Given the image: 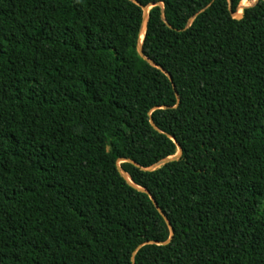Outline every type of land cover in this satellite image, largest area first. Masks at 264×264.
Masks as SVG:
<instances>
[{
    "label": "trees",
    "instance_id": "obj_1",
    "mask_svg": "<svg viewBox=\"0 0 264 264\" xmlns=\"http://www.w3.org/2000/svg\"><path fill=\"white\" fill-rule=\"evenodd\" d=\"M243 1L0 0V264H264V0ZM150 5L171 80L138 52Z\"/></svg>",
    "mask_w": 264,
    "mask_h": 264
},
{
    "label": "water",
    "instance_id": "obj_2",
    "mask_svg": "<svg viewBox=\"0 0 264 264\" xmlns=\"http://www.w3.org/2000/svg\"><path fill=\"white\" fill-rule=\"evenodd\" d=\"M132 1H135V0H132ZM254 2H256V0H255ZM151 6H152V5H150V6H141V7H142V25H141V34H142L143 36H144L145 30H146L147 23H148V18H149L148 10H149V8H150ZM142 40H143V37H142L141 40H139V44H138V52H139L140 56H141L143 59H145L147 62H149L151 65L156 66V67H158L159 69H161V70L163 71V73H164V74H165V75L171 80V75L169 74L168 71H166V70L163 69L160 65H157L156 63H154L153 60H151L150 58H148L147 56L144 55V53L142 52V49H141ZM176 99L178 100V96H177V94H176ZM150 123L153 125L154 128H156V126L154 125L152 119H150ZM177 147H178V148H177V152H176L174 155H172V156H168V157H165V158L159 160L157 163H155V164L151 167V169L154 168V167H157V166H159V165L165 164V163H167V162H169V161H172V160L177 159V158L180 156V154H181V148H180V146L178 145ZM121 160H129V159H125V158H123V159H121ZM129 161H130V160H129ZM118 169H119V171L121 172V174H122L124 177L127 178V181H128L131 185L135 186V185L132 183V181L130 180V178H128V176L126 175V173H124V171H123L120 167H119ZM137 188H138L139 190H142V191H145V192L148 193V191H146L145 189H143V188H141V187H137ZM149 196H150L152 202L154 203L156 209H157L158 212L162 215L163 219L165 220V222H166V224H167V226H168V228H169V232H170V237H169V239H170L171 236H172V234H173L172 226H171L170 222L168 221L166 215H165V214L161 211V209L157 206V204H156L154 198H153L150 194H149ZM169 239H167L165 242H161V243H167V242L169 241Z\"/></svg>",
    "mask_w": 264,
    "mask_h": 264
},
{
    "label": "rangeland",
    "instance_id": "obj_3",
    "mask_svg": "<svg viewBox=\"0 0 264 264\" xmlns=\"http://www.w3.org/2000/svg\"><path fill=\"white\" fill-rule=\"evenodd\" d=\"M255 1V0H254ZM248 1L247 0H244L243 2H242V5L239 7V9H238V12H240V10H241V7L242 6H245V5H248Z\"/></svg>",
    "mask_w": 264,
    "mask_h": 264
},
{
    "label": "bare ground",
    "instance_id": "obj_4",
    "mask_svg": "<svg viewBox=\"0 0 264 264\" xmlns=\"http://www.w3.org/2000/svg\"><path fill=\"white\" fill-rule=\"evenodd\" d=\"M142 37H143V35H142ZM142 37H141V39H142ZM141 39H140V37H139V40H141Z\"/></svg>",
    "mask_w": 264,
    "mask_h": 264
}]
</instances>
